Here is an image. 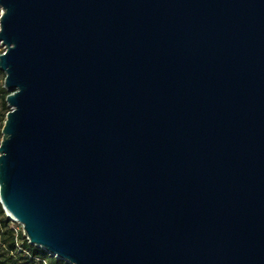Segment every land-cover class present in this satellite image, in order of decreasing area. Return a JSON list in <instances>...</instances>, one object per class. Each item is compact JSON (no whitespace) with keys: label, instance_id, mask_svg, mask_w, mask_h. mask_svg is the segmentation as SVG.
<instances>
[{"label":"water","instance_id":"water-1","mask_svg":"<svg viewBox=\"0 0 264 264\" xmlns=\"http://www.w3.org/2000/svg\"><path fill=\"white\" fill-rule=\"evenodd\" d=\"M0 204L69 264H264V0H0Z\"/></svg>","mask_w":264,"mask_h":264},{"label":"trees","instance_id":"trees-1","mask_svg":"<svg viewBox=\"0 0 264 264\" xmlns=\"http://www.w3.org/2000/svg\"><path fill=\"white\" fill-rule=\"evenodd\" d=\"M8 94L9 91L0 88L2 100H5ZM6 108L8 113L10 109L8 106ZM10 223L0 204V264H69L30 244L23 232L15 231Z\"/></svg>","mask_w":264,"mask_h":264},{"label":"rangeland","instance_id":"rangeland-1","mask_svg":"<svg viewBox=\"0 0 264 264\" xmlns=\"http://www.w3.org/2000/svg\"><path fill=\"white\" fill-rule=\"evenodd\" d=\"M0 13H1V8H0ZM5 51L4 46L0 45V54H2ZM4 80H5V73L0 70V88H4ZM7 103L6 100H2V96H0V142L2 139V127L4 124V121L6 119V113H7ZM4 214L7 216V214L4 211ZM11 227L15 229V231H22L23 232V227L16 222H11L10 223ZM48 253V252H47ZM50 254V253H48ZM51 255V254H50Z\"/></svg>","mask_w":264,"mask_h":264},{"label":"built area","instance_id":"built-area-1","mask_svg":"<svg viewBox=\"0 0 264 264\" xmlns=\"http://www.w3.org/2000/svg\"><path fill=\"white\" fill-rule=\"evenodd\" d=\"M10 221H11V222H16V221H15V220H13V219H10ZM16 223H17V222H16Z\"/></svg>","mask_w":264,"mask_h":264},{"label":"snow or ice","instance_id":"snow-or-ice-1","mask_svg":"<svg viewBox=\"0 0 264 264\" xmlns=\"http://www.w3.org/2000/svg\"><path fill=\"white\" fill-rule=\"evenodd\" d=\"M0 14H2V13H0Z\"/></svg>","mask_w":264,"mask_h":264}]
</instances>
